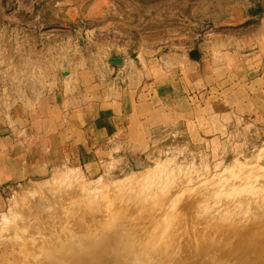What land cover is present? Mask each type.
Returning <instances> with one entry per match:
<instances>
[{
  "label": "rangeland",
  "instance_id": "rangeland-1",
  "mask_svg": "<svg viewBox=\"0 0 264 264\" xmlns=\"http://www.w3.org/2000/svg\"><path fill=\"white\" fill-rule=\"evenodd\" d=\"M228 1L0 0V74L21 86L26 73L66 77L55 63L81 60L107 79L122 66L112 55L196 50ZM148 138L143 153L117 147L94 169L76 160L6 186L0 264H58L53 250L88 244L110 250V264H131L112 249L120 235L143 264H264V131L235 122L213 142L181 128Z\"/></svg>",
  "mask_w": 264,
  "mask_h": 264
},
{
  "label": "crops",
  "instance_id": "crops-1",
  "mask_svg": "<svg viewBox=\"0 0 264 264\" xmlns=\"http://www.w3.org/2000/svg\"><path fill=\"white\" fill-rule=\"evenodd\" d=\"M196 50H141L107 79L81 60L55 63L66 77L26 73L21 86L0 74V209L6 186L76 160L94 169L117 147L143 153L156 129L181 128L192 142L220 139L235 122L264 131V9L226 2Z\"/></svg>",
  "mask_w": 264,
  "mask_h": 264
},
{
  "label": "bare ground",
  "instance_id": "bare-ground-1",
  "mask_svg": "<svg viewBox=\"0 0 264 264\" xmlns=\"http://www.w3.org/2000/svg\"><path fill=\"white\" fill-rule=\"evenodd\" d=\"M112 240L114 237V233L111 236ZM111 246L113 250H119L117 255L121 257V261L123 263L131 264H143L142 257L138 254L130 252L126 249L123 243V236L115 238L111 242ZM61 248L53 250V253H50V256L55 262L58 264H69L68 261H71V264H110L108 255L111 253L110 250L96 249L93 245H84L81 248L77 246H66L61 245ZM132 253V254H131ZM167 264H170L167 262Z\"/></svg>",
  "mask_w": 264,
  "mask_h": 264
},
{
  "label": "water",
  "instance_id": "water-1",
  "mask_svg": "<svg viewBox=\"0 0 264 264\" xmlns=\"http://www.w3.org/2000/svg\"><path fill=\"white\" fill-rule=\"evenodd\" d=\"M189 56H190L191 58H195V57H197V56H198V51H197V50H192V51L189 53ZM108 62H109L110 64H112V65L120 66V65H122L123 60H122V58H120V57H117V56L112 55V56L109 58ZM62 73L66 74L67 71H63Z\"/></svg>",
  "mask_w": 264,
  "mask_h": 264
}]
</instances>
